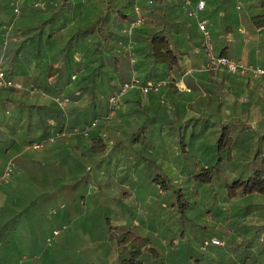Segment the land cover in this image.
I'll list each match as a JSON object with an SVG mask.
<instances>
[{"label":"rangeland","instance_id":"obj_1","mask_svg":"<svg viewBox=\"0 0 264 264\" xmlns=\"http://www.w3.org/2000/svg\"><path fill=\"white\" fill-rule=\"evenodd\" d=\"M10 1L14 3L12 11L8 16L0 17L4 43L10 40L12 27L15 29L17 24L23 22L22 15L28 8L27 5L33 6L36 0H8ZM207 16L210 17L205 13L204 17L209 19ZM190 68L192 67L188 66V70ZM213 71L217 72V76L223 74L219 69ZM183 74L185 72L181 75ZM168 77L172 82L171 76ZM114 87L116 90L120 89V85L114 84ZM166 87L169 86L161 89ZM108 88L110 92L113 86L109 87L108 84L105 89ZM154 91H133L130 95L136 96L140 104L125 107L122 104L113 115H109L106 97L100 96V109L93 116V121L99 119V123L95 126L97 129H92L95 128L106 136L109 151L102 164L92 171L96 180L87 183L80 180L76 184L81 177L78 176L81 173H77L78 170L73 167L78 165L76 160L68 154L65 158L60 157L59 153L60 158L54 160L56 163L48 162L44 155L49 148V144L45 146L47 143L37 152L31 151L30 144L25 145L24 153L12 156L7 161L14 162L16 170L19 166L22 169L24 163L29 183L41 181L42 185L37 189L40 194L47 190V186L50 188L51 185H59L51 183L66 181L68 184L61 183L64 192H48L50 198L45 203L48 209L44 210V205L40 211V218L43 217L51 224L47 230L51 239L44 240V248L48 249L41 255V260L46 264H119L115 236L120 225H126L137 235L147 238L150 248L144 249L142 254L147 264H197L194 258H200L201 264H216L219 258H223V264H229L227 261L231 253H209L210 246H213L210 243L212 238L220 240L219 244L214 245L225 247V240L219 236L224 235L227 229L232 230V235L237 239H234V245L237 241L248 240L256 235V247L251 251L246 249L245 253L249 254V264H264V246L259 240V235L263 237L264 232L256 231L264 221V218H260V215L264 217V207L259 205L264 198L250 196L232 204L225 202L228 195L226 183L235 178H246L253 172V164L247 163L246 159L254 156V151L262 150L261 155H264V123L259 120L264 117V110L250 112V116L234 119L235 123L231 124L224 112L219 109L216 111L211 103L209 106L208 100L205 104L208 108L202 109V101L199 100V104L194 103V111L190 112L189 117L193 118L182 121V118L177 117L181 114V107L170 106L159 98L151 107L143 104L145 98L157 94ZM243 91L236 89L234 93L242 95L244 99L249 98ZM213 99L216 100L215 97ZM102 106L106 108L103 110ZM87 108L84 105L82 112L76 110L74 113L75 108L72 110L71 107L70 113L75 114L70 117L73 126L65 130L83 128L84 122H79L86 115ZM88 111L91 115L92 111ZM217 112L219 117H225L224 122L229 126L228 134L233 138V161L227 160L228 150L225 149L221 156L226 161L220 164L215 183L212 186L199 185L192 172L194 168L209 163L206 157L212 153L204 154V143L214 142L220 131H215L213 127L220 122ZM76 136L79 134L66 135L60 144L67 147L69 152H75L73 142ZM183 142L188 151L177 152L178 145L183 146ZM154 178H159L160 182H156ZM10 179L11 177L5 182ZM20 182L28 184L24 179ZM180 188L183 192L181 200L176 192ZM3 206L4 203L0 200L1 211ZM45 225L44 221L41 228ZM54 228L61 230L57 237H54ZM206 241L210 244H206ZM31 251L35 253L33 249ZM24 255H29L28 261L36 258L33 254L22 256Z\"/></svg>","mask_w":264,"mask_h":264},{"label":"trees","instance_id":"obj_2","mask_svg":"<svg viewBox=\"0 0 264 264\" xmlns=\"http://www.w3.org/2000/svg\"><path fill=\"white\" fill-rule=\"evenodd\" d=\"M46 1L47 8H49L48 18L44 15L45 19L40 24H48L49 29L43 48L40 45L41 25L31 24L35 19L37 22L40 21V10H35V13H28L24 10L23 22L17 24L15 29L14 26L12 27L15 30L17 40H19V45L13 53L14 56L10 59L11 69L7 67L4 69L3 67L4 72L9 79L21 82L25 86H33L39 90L31 92L11 86H0V167L6 164L12 156H20L24 153L26 151L25 145H31L34 141L42 140L51 135L52 129L55 132H61L73 126L53 97L69 96L73 100V105L70 104L67 109L70 116L71 107L72 110L75 108L74 113L76 110L79 113L84 110V107L80 104L74 105L76 101L80 100L82 94L90 97L89 100L93 103L92 106L99 107L100 96L108 98L111 93L108 92L109 88L105 89L106 85L109 84V87L112 85L115 91L117 88L114 87V84L120 85L121 88L123 83L133 76L139 78L142 83L167 78L172 71L177 74V77H180L183 72H187L188 66L195 70L200 66L198 62L186 64L184 55H191V52H193L192 54H195L193 57H200L204 53L198 35V26L195 20L189 16V7L185 5L184 0H164L163 2L155 0V4L152 6L143 7L139 23H137L139 15L133 0L124 1V4L127 5L124 7L120 6L121 0L116 2L102 0V13H99L96 19L89 15L90 0ZM108 8L115 9L112 25L106 24L108 19L106 11ZM256 18V24L264 26V14H261V16L258 14ZM121 21L122 25L118 30L116 25ZM123 22L127 24V28L124 30ZM37 37L39 38L37 42L38 54L43 49L44 52L49 51V56L43 61L38 58L37 63L34 64V69H31L32 67H28V69V56L30 54H27L28 49L26 52V46L30 45ZM215 48L220 54L229 56L228 47L217 44ZM21 51H23V54L18 57ZM12 65L16 67V71H12ZM205 72L212 74L214 71H202L199 74ZM74 74H77V76L76 79L72 80ZM175 79L173 77L169 85L172 89H177ZM205 87L207 92L212 95L207 99L209 106H211V103L216 111L220 110L221 106L217 101L223 97L218 95L222 84L217 85L215 82L205 84ZM134 90L141 92L140 89ZM214 97L216 100L213 99ZM86 110V115L84 114L85 116L82 119L84 125L92 122L93 116H95V111H92V114L89 115L88 110L90 109L87 108ZM224 115L230 119L231 124H234V119L239 120L247 115L250 116V110L244 111L235 107L229 113L224 112ZM249 116L246 118H249ZM51 119L55 120L54 126L51 125ZM219 121L217 125L213 126L215 131L220 130L216 140L212 143L208 141L204 143V154L207 152L212 153L206 157L209 163L203 167L194 168L192 172L195 182L199 185L212 186L215 183L220 164L226 161L224 160L225 157L221 156L225 149L228 150L227 160L233 161L232 155L234 152L231 144L233 138L228 134L229 126L224 122L221 115ZM261 122L264 123V120ZM102 125L103 123L100 124L101 127ZM95 128L87 136H76L73 143L78 151L69 152L66 149L67 147L60 144L64 137H57L53 142L45 145L49 144V148L44 153L48 162L56 163L54 159L58 158L59 153L60 157L65 158L68 154L76 160L78 165L73 167L78 170L77 173H81L78 174L81 177L78 178L76 184H79L80 180L84 183L96 180L92 171L102 164L109 151L106 136ZM134 142L137 141L134 140ZM183 144L181 147L178 145L177 152L180 150L181 152L188 151L185 142ZM40 150L32 149L31 151L37 152ZM261 153H263L262 150H256L254 156H249L246 159L247 163L250 162L255 168L250 175L246 178H235L233 181L226 183L228 195L225 202L232 204L238 199L250 196L264 198V155L262 154V156ZM37 164L40 165V163ZM22 169L19 166V169L10 176L11 181L9 180L0 185V197L6 196L3 200V211L0 214V234L10 225L8 217L12 207H19L20 213H27L39 219L42 207L45 205L44 210L48 209L45 204L50 198L48 192L55 191L59 194L62 191L64 192L62 184L68 185L66 181H62V184L57 181L51 184L59 185H55L54 188L48 187L40 194L37 187L32 185L37 182L29 183L27 180L28 175H26L24 163ZM40 177H42V174L39 179ZM23 179L26 183L28 182L27 185L20 182ZM154 179L157 180L156 182H160L159 178ZM18 182L20 184H16ZM96 182H99V180ZM14 183L16 185H13ZM37 184L42 185L41 181ZM176 192H178V198L181 200L183 198L181 188ZM54 196L57 195L54 194ZM12 198H15L18 202H14L11 207L10 201ZM259 205L264 207V201L260 202ZM260 218L264 217L260 215ZM40 222L35 225L41 226ZM119 229L115 236V250L119 264H147L142 257L143 250L150 248L147 238L137 235L133 230L128 229L126 225H120ZM260 230L264 232V221L256 229V231ZM232 234V230L228 231L227 229L224 235L219 236L225 240V247L213 244V246H210L211 248L209 247L211 250L209 253L212 255L214 253L222 254V251L226 254L231 253L230 259L227 261L229 264H249V254L245 253V250L251 251L252 248H255L258 237L254 235L250 237L251 239L237 241L234 245L233 241L236 238ZM259 240L261 245L264 246V236L259 235ZM21 256H16L14 261L7 257L4 263H18ZM193 260L197 264H201L200 258H194ZM224 261L223 258H219L216 264H223Z\"/></svg>","mask_w":264,"mask_h":264},{"label":"crops","instance_id":"obj_3","mask_svg":"<svg viewBox=\"0 0 264 264\" xmlns=\"http://www.w3.org/2000/svg\"><path fill=\"white\" fill-rule=\"evenodd\" d=\"M113 1L116 2L119 0ZM121 1V7L127 6L124 4V1L126 2L127 0ZM133 1L139 17H142L143 7L145 8V6H152L153 4H155V0ZM160 1L163 2L164 0ZM206 2L207 7L202 13V16H204L205 13H208L210 15V17L207 16L209 18L208 26L211 31L215 47L217 46V44L224 45L228 47L227 50L230 56L242 58L252 64L263 65L264 26H259L258 24H256V16L258 14H260V16L261 14H264V0H206ZM12 6H14L13 1L8 2V0H0V17L8 16L9 12L12 11ZM27 7L28 8L26 9V11L28 13H35V10H40V21L37 22V20L35 19L31 22V24L39 25L40 23H43L45 19L44 15H46L48 18L49 8H47L46 0H36L33 6L32 4H29L27 5ZM137 7L139 11L137 10ZM102 8V0H90L89 15L92 18L96 19L97 15L99 13H102ZM127 9L129 10L130 8ZM106 12L108 14L106 24L112 25V18L115 15V9L108 8ZM195 23L197 24V22ZM40 25L42 30L40 45L43 48V43L46 41L49 27L48 24ZM121 25L122 21L117 23L116 29L120 30ZM123 25L124 30L127 28L126 22H123ZM1 30L2 29L0 28V61H2L4 69H6V67L11 69L10 59L12 56H14L13 53L18 48L19 40H17L16 38V34L14 33L15 30L12 29V31H10L9 33L10 40H8V43H4V31ZM198 35L200 36V42H202V33L200 31ZM38 39L39 38L37 37L34 41H32V43H30V45L26 46V52L28 49L27 54H30L28 56L29 60L27 68L32 67L31 69H34V64L37 63L38 58L43 61L49 56V51L44 52L43 49L40 54H38ZM217 52L219 53V51ZM192 53L193 52H191V55H184V62L186 64L198 62L200 66L197 67L196 70L194 68H190L194 71L191 73H185L180 77H177V74L172 71L169 76H171L172 80L173 77L176 78L174 81L176 83L177 89L166 87L158 91H154L153 93L157 94L152 97H148L147 99L145 98V102L143 104L150 105L151 107L153 102H158L157 98H159L160 101L164 100L165 102H168L170 106L181 107V114L177 115V117L182 118V121H186L187 119L191 120V117H189V115L191 111H194V103H198L199 100H201L202 102L200 103V107L202 109L208 108L205 106V104L208 97L212 95L207 92L205 84L216 82L217 85L220 83L222 84L221 89H219L218 91V95H221L223 97H221V100L217 101V103L221 106L220 110L222 112L229 113L235 107H237V109L239 110H250V112L264 110V80L260 78H252L250 76H239L236 74H232L224 69H219L220 73H223L220 76L216 75L217 72H212V74H207L206 72L203 74H199L202 73V71H205L201 69V66L205 62V56L204 53H202L200 57H193V55L195 54ZM22 54L23 51L19 52L18 57H21ZM35 55L36 57L34 58ZM196 58L197 60H195ZM12 67V71H16V67H14V65H12ZM72 80L74 79L72 78ZM185 88H189V90ZM236 89H243L244 91L242 93L248 94L249 98L244 99L242 95H235L234 91ZM133 91L136 90L131 89L124 96V107L129 104H140V101L136 100V96L130 95V93H133ZM110 92H114L113 88ZM77 93L81 94L80 92ZM89 98L90 97L88 95L82 94L80 100L76 101L74 105L80 104L82 107L86 105L91 111L96 112L100 108L92 106L93 103L90 102ZM106 99V102L108 104V98ZM106 106H102L103 110L106 108ZM70 117H74V115L71 114L69 116L68 114L67 118L70 119ZM223 119H225V117H223ZM259 120L263 121L264 117L260 118ZM259 120L257 121V123L259 122ZM54 121V119H51V125H53L52 123ZM82 122L84 121L81 120L79 123L82 124ZM85 125L84 123L82 124V126ZM73 147L74 150L78 151L75 146ZM57 159L59 158L56 157V160ZM36 184L32 185H35V187L39 189L38 187L40 185ZM54 187L55 185H51V188ZM5 198V195L1 196L0 200L3 201ZM16 201L17 200L15 198H12L10 201V206L13 205V203ZM10 212L11 213L8 217L10 225L8 228H5V230L0 234V264H6V262L4 263V261L7 257L10 260L13 259L14 261V259H16V256L19 255L20 257L23 254H33V256L36 257L33 260L27 261L26 264H46L43 262V259L41 260V255H43L44 251L48 249L44 248V240L47 241L48 238H50V232H48L47 230L51 227V224H48L49 222L47 220H44L43 217L38 219L37 217H33L32 215L27 213H20L19 207H12ZM44 221L46 222V225L43 228H41V226L39 225H35L39 222L44 224ZM38 228L41 230H39ZM53 230H55V228ZM31 249H33L35 253H31Z\"/></svg>","mask_w":264,"mask_h":264},{"label":"built area","instance_id":"obj_4","mask_svg":"<svg viewBox=\"0 0 264 264\" xmlns=\"http://www.w3.org/2000/svg\"><path fill=\"white\" fill-rule=\"evenodd\" d=\"M185 5L189 7V16L194 18L197 22V26L199 31L202 33V42L201 46L204 50L205 62L201 66L202 70L205 71H213L217 69H224L232 74H236L239 76H250L254 78H260L264 80V66L259 64H252L245 61L242 58H236L232 56L222 55L217 52L212 34L208 26V19L202 16V13L205 11L207 7L206 0H184ZM137 10L139 11L138 7ZM141 21V17H139L137 23ZM193 69H189L186 73L193 72ZM73 79L76 78V74L72 76ZM171 84L170 77L166 79L159 80H149L146 83H142L139 78L133 76L130 80H127L123 83L120 89L115 90L108 97V107L110 109L109 115H113L123 104L124 96L127 92L133 88L140 89L143 92H148L151 90L158 91L164 86H169ZM0 86L6 87H15L18 89H24L31 92L38 91L39 89L33 86H25L21 82H15L9 79L3 69L2 61H0ZM189 90V88H185ZM53 99L57 102V104L64 111L65 116H68V106L72 103V99L69 96L60 97L56 96ZM99 123V119H95L91 124H86L83 128L74 127L70 131L63 130L61 132H55L52 129V134L42 140L34 141L31 144L32 149H40L48 142H53L57 137H63L66 135H88L90 130L97 126ZM54 126V122L52 123ZM16 164L12 161L8 162L5 166L0 167V184L9 179V177L16 171ZM1 211V208H0ZM61 230L55 229L53 231L54 237L59 236ZM51 239V238H50ZM49 239V240H50ZM210 243L219 244L220 240L217 238H212ZM206 241V244H210ZM29 256L24 255L21 256L17 264H26Z\"/></svg>","mask_w":264,"mask_h":264}]
</instances>
